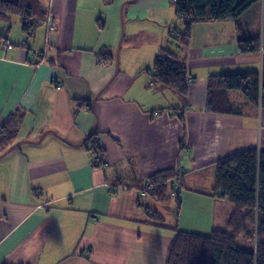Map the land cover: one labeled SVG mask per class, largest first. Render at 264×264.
<instances>
[{
    "label": "crops",
    "instance_id": "obj_1",
    "mask_svg": "<svg viewBox=\"0 0 264 264\" xmlns=\"http://www.w3.org/2000/svg\"><path fill=\"white\" fill-rule=\"evenodd\" d=\"M258 3L192 24L187 43L163 33L170 0H45L53 31L0 18V126L17 121L0 145V264H166L179 232L227 228L234 206L214 192L215 166L264 151V106L234 89L209 106L208 83L254 70L264 84V46L237 51L260 32ZM165 51L184 60L185 96L145 70ZM176 170L179 201L170 176L168 198L145 190Z\"/></svg>",
    "mask_w": 264,
    "mask_h": 264
},
{
    "label": "trees",
    "instance_id": "obj_2",
    "mask_svg": "<svg viewBox=\"0 0 264 264\" xmlns=\"http://www.w3.org/2000/svg\"><path fill=\"white\" fill-rule=\"evenodd\" d=\"M44 1L0 0V18L17 15L22 30L30 33L35 24L46 19ZM258 1L261 0H170L176 16L183 21L177 39L187 43L192 24L236 20ZM261 46H264V22L261 34L237 41L240 54L258 52ZM145 70L163 87L179 96L186 95L187 70L177 54L165 51ZM208 89L209 106L215 103L217 89L220 92L238 90L250 104L264 106V84H260L259 74L254 70L212 76ZM15 125L13 114L0 126V145H6L14 137ZM92 149H97L94 143ZM176 173L177 170L153 174L150 178L154 184L145 190L158 200L168 198L169 185L165 179L173 178ZM213 188L217 196L234 206L227 228L206 235L179 232L169 248L166 264H264V151L249 148L217 162ZM174 194L179 201L178 193ZM237 239L248 241L244 246L239 245Z\"/></svg>",
    "mask_w": 264,
    "mask_h": 264
},
{
    "label": "rangeland",
    "instance_id": "obj_3",
    "mask_svg": "<svg viewBox=\"0 0 264 264\" xmlns=\"http://www.w3.org/2000/svg\"><path fill=\"white\" fill-rule=\"evenodd\" d=\"M258 2H259L258 4H259V7H260V26H259L260 32H259V34H261V32H262V24L264 22V2L262 0L261 1H258ZM13 18H16L18 20V17L17 16H13ZM182 22L183 21L180 18L176 17L173 20V22L170 24V26H171V33L168 34V37H167V30H164L163 33L166 36L165 38H168L169 41H173V43H176V40H178L177 37L180 34V30L183 27ZM244 241L247 242L248 240L247 239H244ZM237 243L239 245H243V241L240 240V239H237Z\"/></svg>",
    "mask_w": 264,
    "mask_h": 264
},
{
    "label": "built area",
    "instance_id": "obj_4",
    "mask_svg": "<svg viewBox=\"0 0 264 264\" xmlns=\"http://www.w3.org/2000/svg\"><path fill=\"white\" fill-rule=\"evenodd\" d=\"M46 27L48 31H53L55 29V21L52 16H47L45 19ZM187 80V77H186ZM97 164L100 166H104V163L100 158H96L94 160ZM183 171L182 170H177L176 175L172 178V187H173V192L174 193H180L181 192V186H180V178L182 176Z\"/></svg>",
    "mask_w": 264,
    "mask_h": 264
}]
</instances>
